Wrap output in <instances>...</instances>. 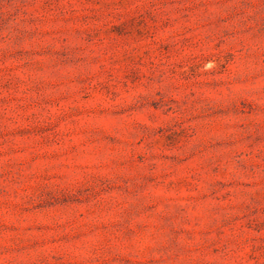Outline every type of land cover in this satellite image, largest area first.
Returning <instances> with one entry per match:
<instances>
[{"label": "rangeland", "instance_id": "rangeland-1", "mask_svg": "<svg viewBox=\"0 0 264 264\" xmlns=\"http://www.w3.org/2000/svg\"><path fill=\"white\" fill-rule=\"evenodd\" d=\"M0 264H264V0H0Z\"/></svg>", "mask_w": 264, "mask_h": 264}]
</instances>
